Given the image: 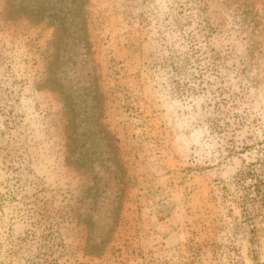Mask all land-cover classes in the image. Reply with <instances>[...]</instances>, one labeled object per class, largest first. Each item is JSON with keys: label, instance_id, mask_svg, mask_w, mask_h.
Masks as SVG:
<instances>
[{"label": "rangeland", "instance_id": "374dc122", "mask_svg": "<svg viewBox=\"0 0 264 264\" xmlns=\"http://www.w3.org/2000/svg\"><path fill=\"white\" fill-rule=\"evenodd\" d=\"M42 1L0 0V264H264V0Z\"/></svg>", "mask_w": 264, "mask_h": 264}, {"label": "trees", "instance_id": "16d2710c", "mask_svg": "<svg viewBox=\"0 0 264 264\" xmlns=\"http://www.w3.org/2000/svg\"><path fill=\"white\" fill-rule=\"evenodd\" d=\"M56 1L59 2L61 0H56ZM80 1L81 0H70V3H67L66 1L67 5L57 7V5L54 4L51 5L53 2L52 0H43L39 5L38 9L37 10L32 9L31 10L32 13L30 14L40 16V19H45L46 17L54 21H59L60 25L62 26V29L68 30L69 28L67 27V23L73 16L77 15ZM74 121L75 120L72 119V123H74ZM71 152H73L72 147H71L70 155ZM76 162H78V159H76Z\"/></svg>", "mask_w": 264, "mask_h": 264}]
</instances>
